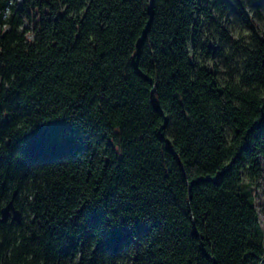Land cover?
Returning <instances> with one entry per match:
<instances>
[{"label": "trees", "instance_id": "trees-1", "mask_svg": "<svg viewBox=\"0 0 264 264\" xmlns=\"http://www.w3.org/2000/svg\"><path fill=\"white\" fill-rule=\"evenodd\" d=\"M261 12L0 0V264H264Z\"/></svg>", "mask_w": 264, "mask_h": 264}, {"label": "rangeland", "instance_id": "rangeland-1", "mask_svg": "<svg viewBox=\"0 0 264 264\" xmlns=\"http://www.w3.org/2000/svg\"><path fill=\"white\" fill-rule=\"evenodd\" d=\"M255 19L258 27L264 33V12H261L258 16L255 15ZM227 25L230 27V31L233 35L247 32V27H244L233 15H229ZM255 186V203L259 214L260 224L264 231V167L262 176L256 182Z\"/></svg>", "mask_w": 264, "mask_h": 264}, {"label": "water", "instance_id": "water-1", "mask_svg": "<svg viewBox=\"0 0 264 264\" xmlns=\"http://www.w3.org/2000/svg\"><path fill=\"white\" fill-rule=\"evenodd\" d=\"M8 217H10L11 221H20L21 218L20 211L15 208L12 199L3 208H1V220L5 221Z\"/></svg>", "mask_w": 264, "mask_h": 264}, {"label": "clouds", "instance_id": "clouds-1", "mask_svg": "<svg viewBox=\"0 0 264 264\" xmlns=\"http://www.w3.org/2000/svg\"><path fill=\"white\" fill-rule=\"evenodd\" d=\"M12 15V10L11 8L5 9L4 10V20L7 21V19ZM8 26L7 23H4L3 25H0L2 28H6Z\"/></svg>", "mask_w": 264, "mask_h": 264}]
</instances>
